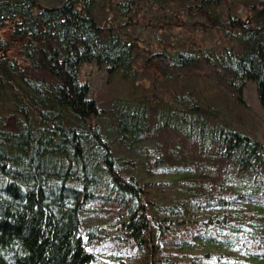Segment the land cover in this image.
I'll return each mask as SVG.
<instances>
[{"label":"trees","instance_id":"1","mask_svg":"<svg viewBox=\"0 0 264 264\" xmlns=\"http://www.w3.org/2000/svg\"><path fill=\"white\" fill-rule=\"evenodd\" d=\"M89 1L0 0V264H94L111 244L140 264H264V143L191 92L178 99L174 81L176 107L144 96L103 109L83 77L91 63L106 76L146 63L158 79L165 68L178 80L206 71L242 107L250 81L264 122V0L244 1V10L236 0ZM213 21L226 52L190 34ZM134 30L156 46L158 33L169 34L172 49L151 58V48L132 44L146 41ZM179 38L187 51L175 48ZM103 120L130 156L114 154ZM154 139L158 161L188 178L173 203L140 172L137 152ZM88 210L114 223L117 236L84 224Z\"/></svg>","mask_w":264,"mask_h":264},{"label":"rangeland","instance_id":"2","mask_svg":"<svg viewBox=\"0 0 264 264\" xmlns=\"http://www.w3.org/2000/svg\"><path fill=\"white\" fill-rule=\"evenodd\" d=\"M37 1L39 2V5L42 6L50 4L58 5L61 2V0ZM236 1V3L241 6L242 10H244V1L247 0ZM241 18L242 21H249L248 15L243 14ZM204 24L203 27L197 26L198 28L196 30H193L192 33L190 32L191 35H194V37L197 38V43L214 54L218 52L220 53L221 51L226 52L227 50L224 49H228L226 48L228 44L225 40H220L221 33L218 32L220 27L219 23L215 22V27H209L207 22H204ZM4 30L5 31L2 35H7V39H9L10 36L8 35H11L12 28L6 24ZM134 32H136L139 37L146 40L142 45L140 44L141 47H149L153 52L158 50V46L150 41L153 37L151 34L146 35L148 34L146 33L145 35H141L139 30H134ZM174 33L179 36L187 35L183 33L182 29H176ZM156 36H162V38H164L163 43L168 44L169 37L167 35H161L158 33ZM181 38L183 39L185 37L183 36ZM181 38H179L181 42H176L175 48L178 45L182 51H187V48L180 45L184 43V40ZM144 61L145 58L142 62ZM152 65L148 63L145 65L139 64L134 67V70L132 71H121L112 76H106L102 69L98 68L96 64L91 63L86 64L83 67V77L90 79L92 82L96 100L103 109H108L110 102L115 99L129 100L142 98L144 96L149 97L151 101L162 99L161 101L165 104L172 103L171 105L176 107L172 92L167 89L170 88L172 90L168 81H174L176 84H173V82V85L177 86L178 89L182 88V92L179 90L178 92L176 91L178 99H184L185 96L181 95H186L187 92H191L192 95L201 102V105L207 108L208 112L218 113L219 116L225 117L234 127L248 133L264 143L263 114L255 92V87L250 81L246 82L244 89L245 107H242L237 104L233 96L226 89L216 82L213 73L205 71L209 76L203 72L200 75L195 74L190 80H178V77L171 76L172 72H170V69L165 68L162 70L163 72H161L164 77L160 78V80L157 78L159 75L158 71L153 67L155 65ZM170 76L171 78H169ZM143 87H146L147 89H143ZM101 125L104 129L103 131L108 134L110 138L114 154L117 156H130L131 154H128L115 143L117 134L113 127V123L103 120ZM173 142L177 146L181 155H184V153H191L189 147L182 146V144L178 143L176 140ZM144 145H147L149 149H142L137 152L141 175L157 190V194L160 198L159 200L166 203H173L181 199L188 192V178H183V173L174 167H171V165L167 167L158 161L159 154L161 153L160 150H156V147L159 145L158 140L154 139V141L144 143ZM180 154H177V157H179ZM188 154H185L183 157L185 159H190L191 157H188ZM183 169L185 170V168ZM83 223L86 225H102L104 227V236H117L115 233V224L112 222L110 223L105 217L97 214L96 210L86 211L83 214ZM111 247L101 250L98 254V259L94 264H140L139 258H137L133 252L118 251L113 244H111Z\"/></svg>","mask_w":264,"mask_h":264},{"label":"flooded vegetation","instance_id":"3","mask_svg":"<svg viewBox=\"0 0 264 264\" xmlns=\"http://www.w3.org/2000/svg\"><path fill=\"white\" fill-rule=\"evenodd\" d=\"M99 1H101V0H99ZM107 1V0H106ZM90 2V7H91V0L89 1ZM122 4H123V2L121 1H119V6H122ZM20 22H22V19L20 18ZM7 25L9 26V27H11V28H13V26L15 25V23L14 24H11V21H9V22H7ZM123 25V22H122V19H121V21H120V26H122ZM172 24L170 23L169 24V26H168V28L169 27H172L171 26ZM213 25H215V21H213ZM123 27V26H122ZM166 35H169V34H166ZM171 35V34H170ZM120 38H122L123 39V35L122 34H120V35H118ZM132 44L134 45V47H136V48H140L141 46H140V43L139 42H136V41H132ZM172 44V42L171 41H169L168 42V44H165V43H163V42H161V44H158L157 46H158V50H156L154 53H153V55H152V57L151 58H153V57H155V56H158V55H161L162 53V49L165 47V49H168V50H171L172 48V46L170 47V45ZM163 47V48H162Z\"/></svg>","mask_w":264,"mask_h":264},{"label":"water","instance_id":"4","mask_svg":"<svg viewBox=\"0 0 264 264\" xmlns=\"http://www.w3.org/2000/svg\"><path fill=\"white\" fill-rule=\"evenodd\" d=\"M3 55H4V54H1L0 57L3 56Z\"/></svg>","mask_w":264,"mask_h":264}]
</instances>
